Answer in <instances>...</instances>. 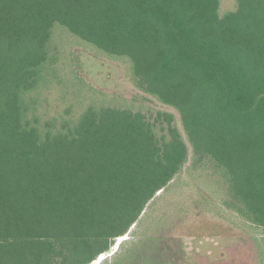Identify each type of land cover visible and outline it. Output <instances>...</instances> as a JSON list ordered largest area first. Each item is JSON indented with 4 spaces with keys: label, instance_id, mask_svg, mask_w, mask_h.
Segmentation results:
<instances>
[{
    "label": "trees",
    "instance_id": "trees-1",
    "mask_svg": "<svg viewBox=\"0 0 264 264\" xmlns=\"http://www.w3.org/2000/svg\"><path fill=\"white\" fill-rule=\"evenodd\" d=\"M55 28L127 63L178 119L114 97L45 117ZM188 162L220 176L232 225L264 241V0L222 14L220 0H0V264H180L182 211L112 252Z\"/></svg>",
    "mask_w": 264,
    "mask_h": 264
},
{
    "label": "rangeland",
    "instance_id": "rangeland-1",
    "mask_svg": "<svg viewBox=\"0 0 264 264\" xmlns=\"http://www.w3.org/2000/svg\"><path fill=\"white\" fill-rule=\"evenodd\" d=\"M234 8L235 0H220L221 14ZM52 47L58 55L57 72L50 88L44 91L42 108L45 117H60L69 110L70 116L75 118L91 103L106 104L114 97L127 104L131 99H138L136 108L145 110L143 102L154 110L171 112L178 119L175 111L142 95L132 86L127 63L97 57L89 46L61 28L53 31ZM225 195L224 181L209 166L194 170L188 162L181 174L149 204L141 223L116 240L112 253L138 230H144L155 217L166 214L172 217L175 211H182L171 221L175 232L168 243L172 257L180 264L264 262V241L257 245L253 239L260 240L261 231L234 227L232 223L236 216L222 205ZM106 257L102 255L92 264H100Z\"/></svg>",
    "mask_w": 264,
    "mask_h": 264
}]
</instances>
